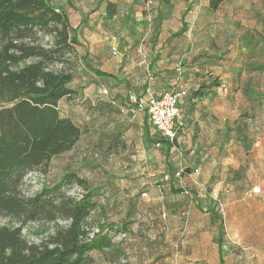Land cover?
Masks as SVG:
<instances>
[{
	"label": "crops",
	"instance_id": "0c3cea01",
	"mask_svg": "<svg viewBox=\"0 0 264 264\" xmlns=\"http://www.w3.org/2000/svg\"><path fill=\"white\" fill-rule=\"evenodd\" d=\"M120 1L125 11L129 8L135 10L131 5L139 3V0ZM209 2L196 0L192 6H188L190 2L185 0L163 3L160 23L156 25L158 40L152 35L149 38L152 55L148 56L147 47L139 48V52L144 51L145 55L138 60V67L154 63L155 91L166 92L179 79L178 89L188 94L180 103L185 128L178 146L163 143L159 148L163 149L164 165L149 163L154 166L153 169L148 168L154 175L153 179L128 186L122 184L121 193L128 198L129 223L123 227L132 237L129 249L122 251L131 255V264H163V260L162 263H155V260L165 249H171L173 257L181 264H189V256H184V260L179 256L180 246L176 239L180 229L177 221L180 202L184 197L190 198L186 193H173L177 189L192 192L197 197L196 201L201 200L205 205L202 212L193 211L187 230L191 238L189 243L202 251L201 257L195 260H200V264L207 263L208 251L215 244L206 242L211 233L205 230V222L213 220V239L214 218L218 216L205 212L221 200L227 201L228 189L231 190L236 183L232 174L239 161L235 158V150L240 147V153L244 155L246 151L250 152L247 149L252 145L251 137H255L248 129L246 110L260 113L264 121V0H226L215 11L210 8ZM71 5L76 8L81 6L74 0H63V6L58 8L67 12L70 20L68 8ZM138 14L145 20L150 18L143 7ZM71 24L76 29L82 26L81 23L74 26L72 21ZM184 28L185 33L178 35ZM133 40L129 37L124 44ZM153 50H156L155 54ZM138 67L134 69L133 65L131 72L135 73L133 88L140 94L147 84L149 70L145 73ZM130 110L127 109V112ZM143 117L147 121L143 114L134 115L132 120L142 124ZM125 119L124 123L131 122L128 116ZM260 128L263 137L261 134L256 137L260 141L255 146L264 142V123L261 122ZM153 135H156L155 130L149 137L155 144L157 141ZM162 167L163 170H159ZM195 170H199L198 174ZM99 187L111 191L113 185L108 183ZM141 192L147 193L149 199L141 200ZM202 192L204 196L200 198ZM101 210L103 214L107 213L106 207ZM167 215H170L169 218ZM161 216L168 220H162ZM156 233L163 236L153 242ZM186 247L183 251H187ZM109 249L99 252L107 255ZM95 253H91V264L97 262Z\"/></svg>",
	"mask_w": 264,
	"mask_h": 264
},
{
	"label": "rangeland",
	"instance_id": "374dc122",
	"mask_svg": "<svg viewBox=\"0 0 264 264\" xmlns=\"http://www.w3.org/2000/svg\"><path fill=\"white\" fill-rule=\"evenodd\" d=\"M51 1L57 8L63 6V0ZM146 1L139 0V3H133L131 6L135 10L129 8L126 11L122 9L120 0H74L81 6L76 8L71 5L68 8L73 25L79 23L82 25L76 29L78 44L74 45L75 53L69 57V66L74 69L76 75L70 87L76 91V97L62 100L59 108L63 116L71 118L80 127L82 136L70 152L52 160L47 174L40 171L28 173L21 188L25 196H33L70 172H76L89 180L94 189L101 184L111 183L113 185L111 191L103 187V192H97L100 209L93 216L90 230L95 234L96 230L101 232L111 227L124 228L123 226L128 225V198L121 193L122 184L128 186L145 183L154 178L152 171L148 170L154 168L149 165L150 162H157L159 166L164 165L163 149L155 147L154 140L149 138L154 133L150 124L144 121V117L142 124L136 123V120H132L134 117L132 112H127V109L131 108L129 97L136 93L133 88L135 73L131 72L132 66L134 65L136 69L140 62L138 60L145 55L144 51L139 52L140 47L144 49L147 47L148 56L152 55L151 46L148 45L149 38L153 36L158 40L156 25L160 23L161 7L165 6L163 3L166 4V0H153L154 7L147 9ZM187 1L190 2L188 6L196 3V0H185ZM142 7L150 17L147 20L138 14ZM151 27L156 29L152 32ZM129 37L134 38L133 42L124 44V40ZM48 41L49 38L45 42ZM113 47L117 48V54H114ZM153 51L155 54L156 50ZM85 57L93 69L109 73L113 79L99 77L88 69L84 64ZM138 68H141L139 71L145 70V73L148 70L153 71L154 63ZM104 90L109 92L108 96L102 95ZM126 116L131 122H123ZM246 119L248 129L252 130L250 134L255 136L251 137L252 145L247 149L250 152L246 151L244 155L240 153V147L235 150L237 153L235 158L239 161L236 163L237 169L232 171V174L236 183L231 190L228 189L227 201L221 200L213 209L205 212L218 216L214 218L213 239V220L205 222V230L211 233V238L206 242L215 244L214 248L210 247L208 261L205 264H220L218 242L221 227L224 233L221 255L225 264H264V142L260 146H255L260 141L256 140V137L260 136L261 122L264 121L260 113L255 114L252 109L246 110ZM153 136L154 139L157 138L156 135ZM159 170L162 171L163 167ZM255 188H258L259 192L255 193ZM71 194L81 197L84 192L76 187L71 190ZM142 194L141 192V200L149 199V196L145 198ZM180 204L181 210L177 220L180 229L176 239L180 246L178 253L183 260L184 256H189V264H200L198 262L200 260L195 259L201 257L202 251L189 243L191 240L187 230L189 225L185 228L182 214L185 209L191 208L190 224L193 211L202 212L205 205L201 200L191 204L190 199L186 197ZM103 207L107 208L106 214H102ZM220 209L224 210L223 213L219 212ZM162 216V220H168L170 215H167V219ZM9 224L19 225L5 217L0 218V227ZM59 224L66 225L62 221ZM54 230L55 225L52 223L31 222L24 227L22 233L28 242L40 244L47 240ZM155 235L153 242L159 241L163 236L157 233ZM121 236L122 233H116L114 245L107 251V255L96 251L97 262L93 264H131V255L122 250L129 249L132 237L130 234L126 238ZM185 246L187 251H183ZM162 260L163 264H181L173 257L171 249H165L156 258L155 263H162Z\"/></svg>",
	"mask_w": 264,
	"mask_h": 264
},
{
	"label": "trees",
	"instance_id": "16d2710c",
	"mask_svg": "<svg viewBox=\"0 0 264 264\" xmlns=\"http://www.w3.org/2000/svg\"><path fill=\"white\" fill-rule=\"evenodd\" d=\"M225 1L210 0V8L215 11ZM76 36L67 12L51 0H0V218L19 224L0 227V264H91L93 251L112 248L116 233L129 234L126 228L111 227L90 240L91 221L100 209L97 192L103 189H94L76 172L33 196L21 190L28 173L47 174L52 160L81 139L80 127L59 108L62 100L76 97L70 87L76 75L69 66ZM86 59L84 64L97 76L113 78ZM156 137L161 147L170 145ZM76 187L84 192L81 197L71 194ZM31 222L52 223L54 233L40 244L30 243L22 232ZM223 238L221 227L220 254ZM220 259L225 264L222 255Z\"/></svg>",
	"mask_w": 264,
	"mask_h": 264
},
{
	"label": "built area",
	"instance_id": "2783aa9c",
	"mask_svg": "<svg viewBox=\"0 0 264 264\" xmlns=\"http://www.w3.org/2000/svg\"><path fill=\"white\" fill-rule=\"evenodd\" d=\"M153 0L146 1V8L152 9L154 7ZM153 31V28H150ZM114 54H117V48L113 47ZM154 75L152 71L147 73V85L141 94H131L129 97L130 106H132V114H143L151 127L155 130L162 139L166 140L172 147H177L180 141V136L185 128V121L181 115L180 102L187 95L186 91L178 90V79L173 83V88L170 91L157 93L154 90ZM102 95L108 96L109 92L104 90ZM157 148L161 147L160 143H156ZM199 170H195V174H198ZM254 192H259L258 188L254 189ZM190 198L191 203L195 204L196 196L185 192ZM203 193V192H202ZM143 197L148 198L147 193L142 194ZM204 196L200 195V198ZM223 209L219 212L223 213ZM191 214V208L185 209L182 214L184 217L185 228L189 225V218ZM100 233L96 230V234ZM95 233L90 234V240L94 238ZM128 234L122 233L121 237L126 238ZM123 239V238H122Z\"/></svg>",
	"mask_w": 264,
	"mask_h": 264
}]
</instances>
